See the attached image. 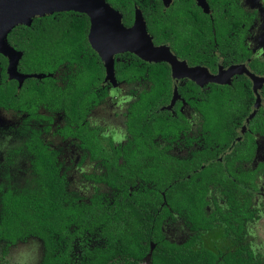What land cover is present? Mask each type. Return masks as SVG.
I'll use <instances>...</instances> for the list:
<instances>
[{"label": "flooded vegetation", "instance_id": "obj_1", "mask_svg": "<svg viewBox=\"0 0 264 264\" xmlns=\"http://www.w3.org/2000/svg\"><path fill=\"white\" fill-rule=\"evenodd\" d=\"M128 3L125 20L110 4L128 28L139 15L161 52L152 58L130 50L116 52L110 77L89 40V16L88 33L77 49H58L65 37L60 30L51 34L53 48L41 71L24 64V50L10 36L19 26L35 30L34 21L56 18L61 11L36 15L30 24L9 31L7 41L18 59L12 62L0 50V140H17L13 152L26 156L29 168L22 184L0 178V222L12 203H33L25 199L28 196L43 203L42 197L50 196L54 187L48 178L52 174L63 179L67 205L114 203L126 192L155 188L156 181L161 206L169 212L162 226L167 240L166 233H176L168 232V224L182 220L192 233L181 243L170 242L182 244L197 234L198 247L225 254L238 248L246 252L245 246L264 261L245 240L248 223L260 218L256 203L264 180V0ZM206 167L234 181L244 193V203H252L254 215L245 220L238 244L219 222L208 231L193 230L170 204L189 203L181 200L182 186L177 183ZM71 174L87 177L95 193L86 198L72 190ZM207 185L208 213L217 206L228 210L230 192L214 181ZM173 187L177 196L171 202L167 193ZM221 226L235 249L216 251L204 245V234ZM31 237L42 240L31 235L11 241L1 232L0 244L6 249ZM139 264H151V257Z\"/></svg>", "mask_w": 264, "mask_h": 264}, {"label": "trees", "instance_id": "obj_2", "mask_svg": "<svg viewBox=\"0 0 264 264\" xmlns=\"http://www.w3.org/2000/svg\"><path fill=\"white\" fill-rule=\"evenodd\" d=\"M108 2L121 11L125 20L130 11L128 0ZM33 24L35 30L31 26L14 29L10 40L24 50V64L41 71L50 47L53 48L49 41L51 34L60 30L65 37L58 49H77L88 33L89 17L78 11H61L56 18L50 15ZM48 178L54 187L50 196L42 197L43 203H35L34 196L25 198L33 203H12L4 209L0 222L7 240L31 235L42 238L44 255L39 264H139L148 255L151 264H264L245 246L246 252L238 248L225 254L198 247L197 234L182 244L167 240L162 226L169 212L161 206L160 185L156 181L155 188L132 195L126 192L122 200L114 203L67 205L62 199V177L52 174ZM212 181L230 192L228 210L217 206L208 213L207 183ZM177 185L182 186L178 189L181 200L189 203L170 204L189 220L193 230L208 231L219 222L225 224L226 234H233L238 244L245 230L244 222L253 217L254 209L252 203H244V193L234 181L225 175H214L206 167L191 178L183 175ZM167 194V200L173 202L177 187L170 188Z\"/></svg>", "mask_w": 264, "mask_h": 264}, {"label": "water", "instance_id": "obj_3", "mask_svg": "<svg viewBox=\"0 0 264 264\" xmlns=\"http://www.w3.org/2000/svg\"><path fill=\"white\" fill-rule=\"evenodd\" d=\"M70 10L86 13L91 18L89 40L105 61L109 77L114 71L116 52L130 50L145 58L161 52L160 47L153 45L139 15L135 26L128 28L123 24L121 13L107 0H0V50L12 62H17L18 55L7 41L10 30L22 23L30 24L36 15Z\"/></svg>", "mask_w": 264, "mask_h": 264}, {"label": "rangeland", "instance_id": "obj_4", "mask_svg": "<svg viewBox=\"0 0 264 264\" xmlns=\"http://www.w3.org/2000/svg\"><path fill=\"white\" fill-rule=\"evenodd\" d=\"M18 146V141L0 140V178L4 180L9 178L14 184H22L28 177L29 162L27 157L18 156L19 153H14V148ZM70 148V147H68ZM72 153V152H71ZM70 187L72 190L80 193L86 198L92 196L96 187L93 183L88 182L89 179L82 175H69ZM87 179V180H86ZM86 180V181H85ZM263 191L258 197L256 203L259 209V219L248 223V233L246 243L255 252L257 257L264 258V180L262 182ZM98 188L102 191L106 187ZM225 206V203H221ZM168 224V232H176L173 234L166 233V237L177 243L185 241L192 233L182 220L170 222ZM166 232V227L164 229ZM224 226L215 229L213 232L205 233L203 236L204 245L215 249L216 251H228L235 249L232 238L223 236ZM44 255V246L41 239L31 237L26 241H19L12 247L5 249L3 244H0V264H39Z\"/></svg>", "mask_w": 264, "mask_h": 264}]
</instances>
